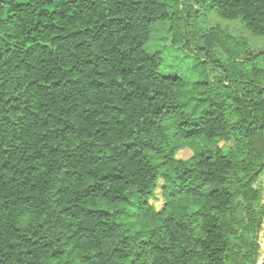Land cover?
I'll use <instances>...</instances> for the list:
<instances>
[{
    "label": "trees",
    "instance_id": "16d2710c",
    "mask_svg": "<svg viewBox=\"0 0 264 264\" xmlns=\"http://www.w3.org/2000/svg\"><path fill=\"white\" fill-rule=\"evenodd\" d=\"M212 11L264 37V0H0V264H259L264 50Z\"/></svg>",
    "mask_w": 264,
    "mask_h": 264
},
{
    "label": "rangeland",
    "instance_id": "374dc122",
    "mask_svg": "<svg viewBox=\"0 0 264 264\" xmlns=\"http://www.w3.org/2000/svg\"><path fill=\"white\" fill-rule=\"evenodd\" d=\"M193 4V3H192ZM194 5V4H193ZM200 20V26L202 27H210L215 24H221L225 26L232 34L239 37H245L252 42V47L255 50H264V37H254L251 35L249 30L241 21H228L222 19L215 11H212L207 14V16H203ZM171 23V21H170ZM169 23V25H170ZM168 23L167 24H157L152 33L151 41L146 45V49L149 51L161 50V57L164 60V67L167 71L174 72L180 71L183 74L188 75L190 63H192L191 57L182 58L180 55L177 56V51L175 49L166 48L171 43L172 34L168 32ZM228 146H231V143H227ZM192 155V151L188 148L182 149L178 152L179 158L187 159ZM257 186L264 189V171L260 175ZM264 201V199H263ZM152 203L156 206V208L161 209L165 200L161 196V193L158 192L156 198L152 200ZM260 244V256H259V264H264V221L261 225L260 236L258 240Z\"/></svg>",
    "mask_w": 264,
    "mask_h": 264
}]
</instances>
